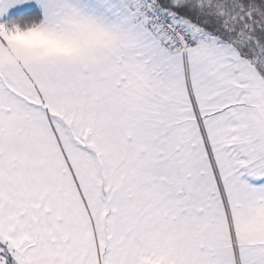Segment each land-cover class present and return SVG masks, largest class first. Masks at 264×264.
I'll use <instances>...</instances> for the list:
<instances>
[{
  "label": "snow or ice",
  "instance_id": "snow-or-ice-1",
  "mask_svg": "<svg viewBox=\"0 0 264 264\" xmlns=\"http://www.w3.org/2000/svg\"><path fill=\"white\" fill-rule=\"evenodd\" d=\"M0 264H264V0H0Z\"/></svg>",
  "mask_w": 264,
  "mask_h": 264
}]
</instances>
